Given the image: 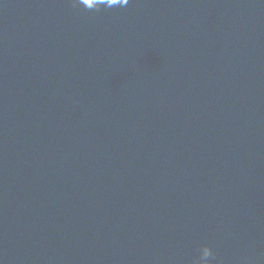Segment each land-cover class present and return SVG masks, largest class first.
Returning <instances> with one entry per match:
<instances>
[{
  "label": "water",
  "instance_id": "water-1",
  "mask_svg": "<svg viewBox=\"0 0 264 264\" xmlns=\"http://www.w3.org/2000/svg\"><path fill=\"white\" fill-rule=\"evenodd\" d=\"M0 264H264V0H0Z\"/></svg>",
  "mask_w": 264,
  "mask_h": 264
}]
</instances>
